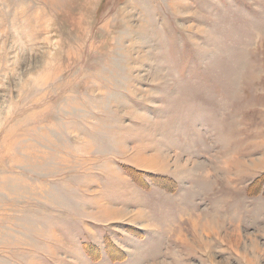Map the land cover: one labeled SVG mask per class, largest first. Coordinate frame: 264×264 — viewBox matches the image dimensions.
<instances>
[{
    "label": "rangeland",
    "instance_id": "1",
    "mask_svg": "<svg viewBox=\"0 0 264 264\" xmlns=\"http://www.w3.org/2000/svg\"><path fill=\"white\" fill-rule=\"evenodd\" d=\"M0 264H264V0H0Z\"/></svg>",
    "mask_w": 264,
    "mask_h": 264
}]
</instances>
